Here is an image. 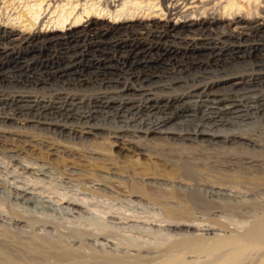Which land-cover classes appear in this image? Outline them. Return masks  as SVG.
I'll return each instance as SVG.
<instances>
[{
	"label": "rangeland",
	"instance_id": "374dc122",
	"mask_svg": "<svg viewBox=\"0 0 264 264\" xmlns=\"http://www.w3.org/2000/svg\"><path fill=\"white\" fill-rule=\"evenodd\" d=\"M21 1L14 2L17 10H4L6 13H1L0 21L22 13ZM95 35L66 44L35 45L21 55L9 48H0V232L7 228L13 236L10 240L0 236V244L14 251L19 249V241L37 235L58 240L84 257L136 253L144 259L141 264H219V260L231 254H240L239 250L233 253L236 248L232 246L219 252L207 249L222 238L244 232L249 226L250 213L226 211L227 218L222 217L221 223L208 221L204 209L193 201L197 197L195 192L206 180L203 169L199 168L202 163L188 157L180 161V156L192 152L181 148L182 143L173 147L156 143L148 144V148L140 146V151L153 157L151 171L141 170L139 154L125 152V157L117 156L112 161L106 154L112 143L125 149L129 141L139 146L140 132L148 128L159 127L183 134L202 125L204 109L200 103L189 102L202 100L198 95L206 82L207 62L210 60L215 71L213 79L225 73L241 72L247 69L246 63H257L258 57L252 53L256 47L262 50L264 34L228 40L220 39L218 34L206 38L197 36L194 40L188 35L184 40L166 41L142 40L143 36L124 33ZM132 39H141L151 47L156 44V48L145 46L135 51L138 55L126 57L132 48L128 45ZM217 54L225 58H231L232 54L243 57L223 68L216 67L211 59ZM246 93L243 87L237 94L241 97ZM83 129L97 130L99 135L83 142L72 134V130L82 132ZM93 150L102 151L99 157L93 156L98 159L92 161V166H103L98 171L95 168V174L83 164ZM48 158L63 162L57 165ZM22 165L43 169L47 175L26 172ZM163 170L172 171L170 177ZM98 182L108 187L96 189ZM20 189L31 192L35 201L17 196L16 190ZM157 194H165L171 206L181 202V208L185 206L183 210L188 214L169 219ZM45 201L49 202V208L43 204ZM74 202L80 207L72 209L66 204ZM17 220L22 225L15 224ZM173 221L206 224L217 227V231L205 234L183 229L184 233L177 232L168 226ZM180 238L197 239L203 248L185 245L180 251L172 248ZM244 253L230 264L264 262V247Z\"/></svg>",
	"mask_w": 264,
	"mask_h": 264
},
{
	"label": "bare ground",
	"instance_id": "6f19581e",
	"mask_svg": "<svg viewBox=\"0 0 264 264\" xmlns=\"http://www.w3.org/2000/svg\"><path fill=\"white\" fill-rule=\"evenodd\" d=\"M15 1L12 0L8 3L7 0H0V15L8 8L17 10ZM22 1L20 2L22 13L14 15V17H12L13 14L11 13L12 18L7 19V21H0V48L1 46L3 49L9 48L11 51H18L19 54L35 45L54 46L62 43L66 44L74 42L77 39L88 38L89 34L95 35L96 33L101 36L123 35V33L125 35H140L143 36L141 37L142 40L151 38L152 40L157 39L159 41H166L167 39L184 40L185 36L189 38L188 35L192 36V40H194L197 36L203 38L204 36L208 37L212 34H218L220 39L228 40L264 34V0ZM16 6L18 7V5ZM210 10H213L212 13H207ZM141 39H132L128 42L129 44L127 43L132 48L126 53V57H129L131 54L136 56L138 52L135 53V51H139L142 47L150 46ZM91 45L95 46L97 44ZM152 48H156V44L155 46H150V49ZM192 50H195V48H192ZM251 50L250 52H252ZM220 53H223V50H220ZM252 54L258 57L256 64H247V61L241 62L246 63L247 69L234 74L227 75L225 73V75H219L217 79L216 77L215 79L212 78L215 71L211 69L210 60L207 62V65H205L206 82L202 84L204 86L199 89L200 93L198 95L202 100L189 102L192 105L200 103L204 109L202 112V125L197 126L192 132L178 134L171 130L160 129L159 127L148 128L140 132L142 140L140 139L141 144L139 141V146H134L132 141H129V147L125 149L117 147L115 143H112L110 151L106 154L111 161L117 156L125 157V152L139 154L141 156V161H139V165L142 167L141 170L147 171L152 168L154 160L152 156L145 155V151H140V146L148 148V144L154 145L156 143V145L160 146L167 145L173 147L182 143L184 147L181 148L192 151L191 153L184 152L185 155L182 153L183 156H180V161H182V158L188 157L193 161L195 160V162L200 161L199 163H202V167L199 166V168L203 169L204 174L202 175L206 177L203 179L206 180L205 182L203 180L204 184H201V188L200 186L199 189L198 187L196 188L198 189V193L195 192L197 197L193 198V201L195 200V203L201 205L208 221L218 220L220 222L223 219L222 217L226 216L224 215L226 211L240 213L243 210L242 212L245 213L244 211L248 210L250 213V215L249 213L247 214L249 215L248 219H250L247 222L249 226L244 229V232L240 234L233 232L236 235L227 239L222 238L216 241L217 243L212 242L213 244L215 243L214 245H209L210 249L207 250L213 252L225 250L227 246L236 248V250L234 249L236 252L233 253H237L239 250L240 254H231V256H227V258L221 260V262L219 260V264H230L234 260L241 258L242 254L247 252V250H257V248L259 250L260 247H264V46H262L261 51L256 47ZM231 56V58H225L217 54L211 59L214 60L213 62L216 67L219 65L227 68L228 66H232L235 63L234 61H239L243 57V55L242 57H237L238 55L235 56L233 54ZM243 87H246L247 93L240 97L237 93ZM93 129H83L82 132L72 130V134L81 141L84 140L83 142H89L92 137V140H94L99 135V132ZM101 153L93 150L84 159V166L93 174H95L93 172L95 168L97 171L103 168V166H92V161H97L98 159L93 156L97 155L99 157ZM143 156H146V158ZM157 156L156 163L159 162ZM173 158H171L172 161H175ZM127 159L129 158L127 157ZM167 159L169 160V157ZM175 159L177 158L175 157ZM48 160L57 165L63 162L58 158H52L51 160L48 158ZM185 162L188 161L186 160ZM23 163L25 164V161ZM22 166L23 170L37 176L47 175L43 169L35 168V166ZM162 173L169 175L166 177H170L172 171L169 170ZM142 178L144 177L142 176ZM107 185L106 183L98 182L95 186L98 189L97 187L99 186L108 187ZM16 195L24 199L26 198L28 201H35L34 195L26 190H16ZM157 197L162 199L163 213L169 219L175 220L184 213L188 214V211L183 210L184 205L181 208V202H175L176 205L171 206L172 204L170 205L166 201L165 194L161 196L157 194ZM177 200L179 201V199ZM43 204L49 208V202L45 201ZM66 204L72 207V209L80 207L78 202ZM182 222L173 221L168 226L177 232L183 229L189 230V232L190 229H193L205 234L217 231V227L215 228L206 224ZM20 223L22 225L21 220L15 221V224ZM6 230H1L0 236L4 239L12 238L13 236ZM186 232L188 233V231ZM14 241L17 243L15 239ZM198 243L197 239L180 238V240L172 244V248L179 249V251L184 245L186 248L191 246L192 249L203 248L200 246L202 244ZM18 245L19 249H15L18 252L14 253L15 250H10L7 247L8 245L6 246L4 243L0 244V264H141L144 260L140 257L141 255L139 256L136 253H134L135 255H130L131 253L126 255H108L104 253V255L98 254L97 256H93L92 254V256L84 257L80 252L70 251L58 240L37 235L32 236L26 241H19ZM146 259L148 260V258ZM261 264H264V262H261Z\"/></svg>",
	"mask_w": 264,
	"mask_h": 264
}]
</instances>
